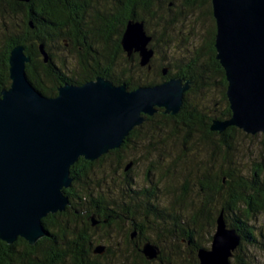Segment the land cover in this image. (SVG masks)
Masks as SVG:
<instances>
[{
	"label": "trees",
	"instance_id": "16d2710c",
	"mask_svg": "<svg viewBox=\"0 0 264 264\" xmlns=\"http://www.w3.org/2000/svg\"><path fill=\"white\" fill-rule=\"evenodd\" d=\"M11 1L17 4V31L10 39L0 28L5 41L0 45V91L10 85L8 57L16 44L30 55L28 79L47 96L56 95L63 81L76 84L96 76L124 83L128 90L160 83L166 76L190 79L191 85L178 114H165L159 108L152 116H144L120 147L93 161L80 157L70 167L73 181L65 189L69 205L43 218L48 236L33 245L21 237L10 244L0 239V264H151L140 251V238L130 242L133 226L142 228V235L144 231L167 235L166 245L155 241L161 245L156 264H199L197 249L211 241L221 211L226 225L241 237L230 264H251L249 250L264 251V136L259 134L260 149L249 157L250 167L242 168L238 165L240 139L257 134H246L235 126L221 132L210 129L214 119L231 114L226 78L215 57L211 0H32L29 7ZM131 18L144 21L152 36L150 70L140 66L137 54L127 58L120 45ZM85 19L93 32L105 30L104 35L89 38L103 48L96 61L77 48L85 40L90 43L81 37ZM187 21L205 29L198 43L193 42V28L184 33ZM39 43L50 56L48 62L40 56ZM64 49L75 60L70 71L64 64L71 57L58 56H63ZM164 68H168L166 76ZM136 148L155 152L157 158L147 166L141 186L130 169L124 171L129 161L137 163L136 158L126 160L127 152ZM97 165L101 166L99 176L94 171ZM91 215L100 223L92 226ZM258 217L262 225L256 226ZM205 229L209 230L206 238ZM95 236L98 242L108 241L102 255L92 251ZM116 238L112 246L109 241Z\"/></svg>",
	"mask_w": 264,
	"mask_h": 264
},
{
	"label": "water",
	"instance_id": "95a60500",
	"mask_svg": "<svg viewBox=\"0 0 264 264\" xmlns=\"http://www.w3.org/2000/svg\"><path fill=\"white\" fill-rule=\"evenodd\" d=\"M211 5L215 57L226 78L231 114L214 119L210 129L221 132L235 126L246 134L264 136V0H211ZM151 40L144 21L129 19L120 44L128 57L137 52L140 66L150 70ZM38 49L47 62L44 44L39 43ZM30 60L23 45L12 47L10 85L0 91V239L9 244L21 237L33 245L48 236L43 218L69 205L65 189L73 181L70 167L80 157L93 161L120 147L144 116L159 108L178 114L191 85L190 79L170 77L128 90L124 83L97 76L76 84L63 81L56 95L47 96L27 77ZM131 165L129 161L124 171ZM90 219L92 226L99 222L93 215ZM240 241L221 211L210 246L197 249L199 264H230ZM105 249L100 243L92 251L102 255ZM140 251L147 260L160 255V248L150 241Z\"/></svg>",
	"mask_w": 264,
	"mask_h": 264
},
{
	"label": "rangeland",
	"instance_id": "374dc122",
	"mask_svg": "<svg viewBox=\"0 0 264 264\" xmlns=\"http://www.w3.org/2000/svg\"><path fill=\"white\" fill-rule=\"evenodd\" d=\"M192 21H187L188 24H185V27H184L185 32L184 33L186 34V30H188L189 28H193V31L196 33V37L193 38V42L198 43L200 38L205 35V29H203L202 25H195ZM175 50H176L175 45L170 48L171 53L174 52ZM74 61H75L74 58H71V60L68 61L67 63L70 62L71 64H73ZM217 107L219 109V106H217ZM240 142H241V146H240L241 151L239 152V156H238V161H239L238 165L241 166L242 168L243 167H245V168L250 167V163H252V160H250V158L253 157L255 154H258L259 149H260L259 148L260 147V136H259V134H257L256 136L251 137V138L241 137ZM127 154H128L127 159H126L127 161L131 160L132 158H136V161H137L136 164H134V165L132 164L131 167L129 168L134 181L139 186L144 185V180H143L144 179V173L146 171L147 166L151 162L154 163L155 162L154 160L157 159L156 153L152 152V153L148 154V153H146L144 148H140V149L136 148V149L129 150L127 152ZM100 168H101V166H99V165L94 167V171H95L96 175H98V176H99V169ZM119 170H122V166H121V169H119ZM153 176H156V175H153ZM160 184H161L160 186H162V183H160ZM254 223L256 224V226L262 225L261 219L259 217L257 218V221H255ZM263 224H264V222H263ZM214 229H213L212 233L214 232ZM208 231L205 229V231L203 232L205 238L209 235ZM150 236L154 239H156V238L160 239L158 242L163 243L162 245H166L164 242L167 240V238H165L167 235L162 234V235H160V237H158L156 234H152ZM117 239L118 238H116V240L115 241L113 240L112 242L109 241V243H111V244L113 243L112 246H114V244H115L114 242H116ZM96 240H97V236H95L93 244H100V243L101 244L102 243L108 244V241L106 239H103L100 242H98L99 239L97 241ZM210 242L211 241H209L206 244V247L210 246ZM249 254H250V256L248 255V257L252 260L251 264H256V263L263 264L264 263V251L263 250H260L258 248H251L249 250ZM148 261H150L151 264H156L158 262L157 259L148 260ZM122 264H128V263L124 262Z\"/></svg>",
	"mask_w": 264,
	"mask_h": 264
},
{
	"label": "flooded vegetation",
	"instance_id": "af4514ba",
	"mask_svg": "<svg viewBox=\"0 0 264 264\" xmlns=\"http://www.w3.org/2000/svg\"><path fill=\"white\" fill-rule=\"evenodd\" d=\"M14 1H18V0H14ZM29 1H32V0H29ZM29 1H19V2H24V3H29ZM50 1V0H49ZM8 2H11V5L9 8L8 7ZM4 5V8L3 6ZM13 5V6H12ZM16 3L13 4L11 0H0V28L2 29V33L4 34V36L8 35V37L10 39L14 38V36L16 35V31H17V13H16ZM30 4H27V7H29ZM102 5V4H100ZM84 7V6H83ZM87 17V16H85ZM85 17H82L80 18L83 19ZM132 19V18H131ZM129 20V19H128ZM127 20V21H128ZM28 22H29V25H30V22L32 23V20L31 19H28ZM82 23V33H81V37H85V38H88L87 40L89 41V38H92L94 40V38L96 36H101L102 34L104 35V31L101 30V33H98V32H93L92 31V28H91V22H89L88 20H83L81 21ZM215 22V20H214ZM31 27L33 25H30ZM216 28V26H215ZM148 32V31H147ZM106 35H108V32L105 33ZM122 35V34H121ZM89 45L86 43V40L83 41V44L82 45H77V48H78V51L80 53H85V54H88L89 56H92L93 57V61H96L97 58H100L99 55L102 54V51H103V48H102V45H100L98 42H93L92 40L89 41ZM93 42V43H91ZM64 46H67L68 43L67 42H64ZM2 44H5V41L0 37V45ZM39 45V44H38ZM121 45V44H120ZM150 46H151V42H150ZM122 47V46H121ZM152 47V46H151ZM65 52L63 53V56L62 55H58L59 58L63 59V60H69V57L70 56L72 58V55L69 53V51L67 49H64ZM123 50V48H122ZM40 52V51H39ZM123 52L125 53L126 57L129 58L126 54V52L123 50ZM41 54V53H40ZM133 54H137V52H133ZM131 55V56H132ZM42 56V55H40ZM130 56V57H131ZM43 57V56H42ZM50 58V56H48ZM139 57V56H138ZM101 60H99L100 62ZM48 62V61H47ZM72 65L70 62L69 63H66L64 64V67H66L67 69H72ZM166 73L168 72V68H166ZM166 73H165V76H166ZM67 74H70L67 73ZM225 76V75H224ZM97 77V76H96ZM171 77V76H170ZM169 76H166V79L170 78ZM44 77H42L43 79ZM178 78V77H176ZM94 79V78H93ZM164 79V80H166ZM45 82L47 81L46 79H43ZM61 83H59L60 85ZM58 85V86H59ZM57 86V87H58ZM57 91V90H56ZM79 171H81V169H79ZM94 216V215H93ZM99 222L96 223V224H99L100 223V220L97 219ZM107 220V219H106ZM143 229L138 227V226H133V229L132 231H130L129 233V239H130V242L134 241V239H136L137 237L140 238L138 239V243L140 244V246H142V244L145 242V241H150L154 244H156L158 247L161 246L163 243H156L155 241H159L160 239H154L152 238L150 235H152L150 232L148 231H144V235H142V231ZM134 233V235L132 236V234ZM143 239V240H142ZM104 244V243H103ZM132 245H134V243H132ZM106 246V244H105Z\"/></svg>",
	"mask_w": 264,
	"mask_h": 264
}]
</instances>
